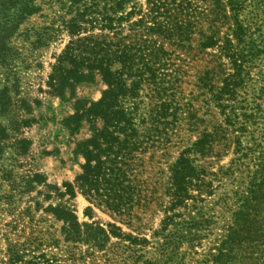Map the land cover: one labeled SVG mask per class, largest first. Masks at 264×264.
Wrapping results in <instances>:
<instances>
[{"label": "trees", "instance_id": "16d2710c", "mask_svg": "<svg viewBox=\"0 0 264 264\" xmlns=\"http://www.w3.org/2000/svg\"><path fill=\"white\" fill-rule=\"evenodd\" d=\"M253 1H64L62 24L69 41L52 68L49 87L61 95L99 76L106 88L96 103L77 102L64 121L72 135L86 123L90 136L75 144L74 155L84 162L75 185L64 183L61 196L74 198L76 187L89 204L132 230L143 214L158 208L163 217L153 236H163L169 259L191 236L188 228L183 233L190 224L177 221V210L201 200L202 193L212 194L209 178L220 177L231 187L221 205L260 232L255 241L237 247L230 233L225 235L205 264H224L229 254L236 258L225 264H264V163L255 157L264 142V124L258 123H264V86L250 102L241 95L252 64L264 60V44H257L242 18L253 13ZM11 3L2 13L9 30L40 10L38 0ZM258 126L261 138L255 139ZM175 149L177 158L165 161ZM228 155L234 156L230 166L218 167ZM3 200L0 222L8 206ZM44 211L63 223L64 241L71 245L105 250L112 237L141 241L115 225L109 231L80 225L63 207ZM4 237L0 233V264H65L63 257ZM101 264L127 262L113 258Z\"/></svg>", "mask_w": 264, "mask_h": 264}, {"label": "rangeland", "instance_id": "374dc122", "mask_svg": "<svg viewBox=\"0 0 264 264\" xmlns=\"http://www.w3.org/2000/svg\"><path fill=\"white\" fill-rule=\"evenodd\" d=\"M64 1L38 0V13L9 30L10 20L2 13L6 6L13 5L11 0H0V198L8 203L7 212L1 216V235L8 242L30 244L44 253L63 257L65 264H101L113 258L127 264L134 259L136 264L143 261L205 264L209 253H215L210 249L217 247L229 233L233 247L244 241H255L259 228L240 217H232L231 211L221 205L220 201L228 195L231 187L220 177L209 178L212 194L202 193L201 200L177 210L180 214L177 221L190 224L184 227L183 233L188 228L191 236L181 241L177 254H171L173 256L169 259L163 251L167 243L163 236H153L160 229L163 217L158 208L152 207L143 214L137 223L138 229L132 230L120 224L119 219L89 204L76 187L74 198L61 196L64 183L75 185L84 162L80 156L74 155L75 144L90 136L86 123H82L79 131L72 135L64 121L74 114L77 102L96 103L106 88L99 76H95L91 83L64 89L62 96L49 87L52 68L69 41L62 24L67 17L65 9H61ZM254 4L256 7L249 9L253 13L244 14L242 18L256 34L257 44L262 46L264 0H254L251 5ZM10 13H14L13 9ZM253 15L255 20H252ZM263 79L264 60L259 58L252 64L241 93L247 102L252 101L254 93H260ZM258 123L264 124L261 119ZM261 128L258 126L252 134L255 139L261 138ZM261 148L255 157L264 163V142ZM176 151L179 150L175 149L164 160L172 162L178 156ZM233 159L234 156L228 155L218 167L227 168ZM252 165L250 163V167ZM216 169L214 166V173ZM49 206L71 211L80 225H94L106 231L110 230V225H115L125 235L141 241H120L112 237L105 250L91 244L71 245L64 241L63 223L44 211ZM1 243L5 247V242ZM235 258L229 254L221 262H234Z\"/></svg>", "mask_w": 264, "mask_h": 264}]
</instances>
